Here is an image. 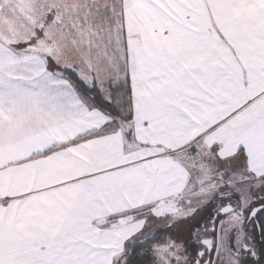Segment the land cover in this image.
Segmentation results:
<instances>
[{"label":"snow or ice","instance_id":"6c2138e0","mask_svg":"<svg viewBox=\"0 0 264 264\" xmlns=\"http://www.w3.org/2000/svg\"><path fill=\"white\" fill-rule=\"evenodd\" d=\"M0 264H264V0H0Z\"/></svg>","mask_w":264,"mask_h":264}]
</instances>
